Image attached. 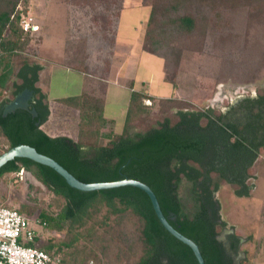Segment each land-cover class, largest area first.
<instances>
[{
	"label": "trees",
	"instance_id": "obj_1",
	"mask_svg": "<svg viewBox=\"0 0 264 264\" xmlns=\"http://www.w3.org/2000/svg\"><path fill=\"white\" fill-rule=\"evenodd\" d=\"M113 2L117 5L118 0ZM149 4L142 49L163 59L164 79L174 87L178 84L169 76L164 48L178 54L182 48H199L202 41L196 40V33L202 35L201 29L210 19H225V10L246 11L249 27L255 19L264 22V0H151ZM28 7L29 0H0V91L9 89L11 94V98L0 100V133L8 142L3 151L27 144L86 183L139 180L154 192L169 224L197 244L204 264H243L238 256L240 246L251 236L242 237L232 226L227 228L216 193L228 183L235 195L250 196L252 165L264 149V89L236 97L225 111L210 106L178 109L146 129H136V120L148 108L145 101L155 97L132 90L122 130L115 133L113 120L103 116V79L110 70V59L104 58L101 66L89 71L100 78V93L93 88L61 99L79 111L76 138L50 136L40 128L49 115L47 95L36 84L42 66L25 59L14 64V57L25 52L32 36L20 26ZM101 29L111 30V24L102 23ZM178 37L179 46L174 43ZM25 88L36 96L33 108L38 117L24 109L3 116L4 104ZM160 99L171 102L174 97ZM20 169L29 171L57 197L59 209L38 213L42 225L31 243L55 255L59 259L56 264H88L89 258L102 257L109 261L112 252L115 264H198L190 247L160 223L142 189L124 185L81 191L49 166L28 158L7 161L0 167V179ZM15 209L26 216L33 211L27 204ZM131 220L138 223L136 227L130 226ZM45 230L63 235L43 236ZM90 235L97 242L79 247Z\"/></svg>",
	"mask_w": 264,
	"mask_h": 264
},
{
	"label": "rangeland",
	"instance_id": "obj_2",
	"mask_svg": "<svg viewBox=\"0 0 264 264\" xmlns=\"http://www.w3.org/2000/svg\"><path fill=\"white\" fill-rule=\"evenodd\" d=\"M148 1L151 3V0ZM45 11L46 15L40 21L36 17L34 23L40 29L41 34H31L28 47L24 53H21V56L14 57V64L17 65L21 60L25 59L28 62L42 63L44 65L62 63L88 71H94V68L101 66V58H97L98 56L92 54L93 49L89 48L88 51L86 50L85 44L87 40L83 41L80 39L81 35L76 38V35L71 34L69 29L73 27L69 26L68 33L64 35L63 30L64 26H66V9L64 7L58 8L55 6L53 9H46ZM32 13L34 11H31ZM225 14L226 18L218 20V22L210 19L205 24L206 27L201 29L202 35L196 33V40L200 39L199 41H202L199 48H182L179 54L176 51H172V49L170 52L169 49L164 48L165 53L168 54L169 76L174 78L180 91L171 102L160 98H155L154 101L146 100V103L143 102L147 104L148 108L138 116L135 125L136 129H146L152 124L155 125L158 119L167 114H174L178 109L210 106L217 110H224L227 104L237 96L256 94L264 89V22L255 19L249 27L248 22L245 21L246 11L238 14L225 10ZM52 38H57V40L54 42V40H51ZM52 42L56 46V50L52 47ZM180 42L181 38L178 37L174 43H178L179 46ZM104 50L106 49L104 48ZM86 52L88 56L85 55ZM105 58L109 59L110 57ZM131 71L133 72L132 76L136 79L138 88L142 87L143 80L146 86L148 85L147 81L150 84L153 81L154 84L158 81L156 76L153 77L152 75L153 70L145 69L144 64L137 68L138 72H135V68H131ZM97 84L95 88L100 93L102 87L97 86ZM151 86L148 85L149 88ZM152 88L154 87L152 86ZM110 95L112 96L113 94ZM3 97L11 98L9 89L0 91V100ZM112 104L117 105L116 103H111L109 107L113 106ZM61 114L62 112L60 111L53 112L56 117L54 122H52L53 126L56 127L53 132H65L75 139L79 120H76L75 115L67 116L68 120H60L59 118L64 116ZM104 131L107 132L108 128H105ZM7 147V140L0 133V151L2 152ZM263 162L264 160L260 157L251 169L254 172L253 177L249 179V182L253 184L251 197H236L233 192V186L228 183H223L216 193L220 203L221 218L229 223L227 228H231L230 224L232 222L230 220L246 223L243 218L247 219L250 222L247 223L249 224L248 231L245 234L253 236L254 242L258 236L257 222L259 225V218L257 217V210L261 208L259 200L264 194ZM0 203L14 208L27 204L30 208H33L32 213L28 215L32 223L35 220H39L37 215L40 210L59 209L56 205L58 203L57 197L29 171L24 169H20L16 173H6L1 177ZM102 211L99 215L97 214L99 221L102 219ZM128 223H131L130 226L134 227L138 224L134 220L128 221ZM33 225L40 232L41 227L37 224ZM94 231L100 232L98 229ZM62 235L61 232L51 233L46 230L43 232V236H51L53 238ZM92 236L90 235L91 239L81 240L78 243L79 247L84 245L89 247L93 242H97L92 239ZM263 239L264 234L261 237V240ZM249 246H251L250 243L245 244L247 254L252 257L250 255L255 250V244L253 247ZM95 248L94 250L99 249V247ZM114 255L115 252H112L109 261L103 257L99 260L89 258L88 264H115V262H111ZM239 259L243 258L240 257ZM250 261V259L246 260L245 257V264H257L256 259L253 263Z\"/></svg>",
	"mask_w": 264,
	"mask_h": 264
},
{
	"label": "crops",
	"instance_id": "obj_3",
	"mask_svg": "<svg viewBox=\"0 0 264 264\" xmlns=\"http://www.w3.org/2000/svg\"><path fill=\"white\" fill-rule=\"evenodd\" d=\"M100 1L29 0L28 14L32 15L34 18L37 17L36 19L40 21V19L46 15V9H53L55 6L58 8L64 7L66 9V26H64L63 30L64 35H66L69 30L71 34L76 35V38L78 35H81L80 39L83 41H85V39L87 40L85 44L86 50L88 51L89 48L93 49L92 54L98 56L97 58H101V61L105 57H110L108 77L107 79H103V81L106 82L103 116L106 119L113 120V131L115 133H120L124 124L132 90L142 91L155 98H170L176 97L180 89L174 87L170 82L164 79L163 59L145 52L142 49L145 26L150 12L149 1L118 0L117 5H115L113 0ZM104 10L107 11V15H104ZM31 11H34V13L31 14ZM101 12L103 13V17L99 16ZM105 22L111 24V30L103 31V29H101L102 23ZM40 25L43 26L41 23ZM69 26L73 28L69 29ZM32 34L40 35V29L32 32ZM109 39L112 40L111 44L108 41ZM51 40L55 42L57 38H52ZM52 47H56L54 43ZM104 48L106 50H104ZM54 50H56V48ZM85 55L88 56L87 52ZM39 64L42 66V69L39 72L36 84L41 91L47 95L49 105L48 118L40 125V128L50 136L66 135L74 139V137L65 132H53V129L56 128L52 124L54 119H56L53 112H62L61 115L64 116L59 118L60 120H68L69 116L75 115L78 121V109L62 102L61 99L78 96L82 94V92L92 90L96 87V84L99 83L100 78L90 74L88 70L78 69L62 63H51L49 65ZM143 64L145 69L148 70L149 68L153 70V77L156 76L158 79L155 84L154 81L152 84L147 81V84L152 85L154 88H152V86L150 88L148 85L146 86L144 80L142 81L143 88H138L136 86V79L132 76L133 72L131 68H135L136 72L137 68L141 67ZM130 84L132 87H130ZM110 94L113 95L111 96ZM111 103H116L117 105L112 104L113 106L109 107ZM260 157L264 160V149L258 154L252 167L255 166ZM235 196L238 198H249L251 197V193L250 196ZM259 202L261 208L257 210V217L259 218V225L257 222V240L254 242L253 236H251V239L241 244V250L238 256L239 258H243V264L246 263L245 257L246 260L250 259L251 263L256 259L257 264H264V239L261 240L264 234V194H262ZM243 220L246 221V223L244 222L245 224L230 220V222H232L230 225L233 227V230L240 233L242 237H248L245 233L248 231L247 228L249 224L247 223L250 221L244 218ZM226 222L229 225L228 221ZM248 243L251 244L249 247H253L255 244V250L250 255L252 257H249L245 248V244ZM236 262H238V257L236 258Z\"/></svg>",
	"mask_w": 264,
	"mask_h": 264
},
{
	"label": "water",
	"instance_id": "obj_4",
	"mask_svg": "<svg viewBox=\"0 0 264 264\" xmlns=\"http://www.w3.org/2000/svg\"><path fill=\"white\" fill-rule=\"evenodd\" d=\"M32 96H33L32 91L28 89H25L22 91V93L17 94L11 101H9L5 105L3 116H6L8 113L14 112L16 109H24L30 112L33 117H36L38 113L35 110V108H29L28 100ZM35 125L39 126L40 121L39 120L36 121ZM14 158H28L37 163L49 166L50 168L55 170L60 176H62V178H64V180L69 186L81 191H92V190L119 187L124 185L135 186L142 189L148 195L152 207L154 209V212L157 218L159 219L160 223L163 225V227L178 240H180L181 242H183L184 244L190 247L194 256L196 257L198 264H204V260L202 258V255L199 251L197 244L190 238L178 232L169 224V222L167 221V219L165 218V216L163 215L160 209L156 195L147 184L131 178H123L120 180L107 181V182H91V183L82 182L79 179H77L75 176H73L69 171H67L62 165H60L53 158L44 155L42 153H39L34 147H31L27 144H17L15 146H11L6 151L2 152L0 154V167H2L7 161H10Z\"/></svg>",
	"mask_w": 264,
	"mask_h": 264
},
{
	"label": "built area",
	"instance_id": "obj_5",
	"mask_svg": "<svg viewBox=\"0 0 264 264\" xmlns=\"http://www.w3.org/2000/svg\"><path fill=\"white\" fill-rule=\"evenodd\" d=\"M35 18L24 14L20 20L22 31L32 34L38 30ZM30 218L12 207L0 203V264H56L59 259L36 246L31 245L36 238Z\"/></svg>",
	"mask_w": 264,
	"mask_h": 264
},
{
	"label": "flooded vegetation",
	"instance_id": "obj_6",
	"mask_svg": "<svg viewBox=\"0 0 264 264\" xmlns=\"http://www.w3.org/2000/svg\"><path fill=\"white\" fill-rule=\"evenodd\" d=\"M25 89H27V88H25ZM25 89H23V90H25ZM23 90H22V91H23ZM28 90H30V89H28ZM22 91L19 92V93H22ZM30 91H32V90H30ZM19 93H18V94H19ZM32 93H33V92H32ZM16 95H17V94H16ZM16 95H15V96H16ZM15 96H14V97H15ZM242 96H244V95H239V96H237V97L241 98ZM14 97H13V98H14ZM13 98H12V99H13ZM12 99H11V100H12ZM11 100H10V101H11ZM232 101H233V100H232ZM232 101H231V102H232ZM8 102H9V101H8ZM8 102H7V103H8ZM28 102H29V108H33V107H34L33 105L37 103L36 96H35L34 93H33V96L28 100ZM7 103H5L4 106H3V108H2L3 112H4L5 105H6ZM226 107H227V106H226ZM226 109H227V108H224V111H225ZM37 117H38V115H37L36 117H33V118H37ZM222 235H223V234H221L220 238L222 237ZM234 258H235V257H234Z\"/></svg>",
	"mask_w": 264,
	"mask_h": 264
}]
</instances>
